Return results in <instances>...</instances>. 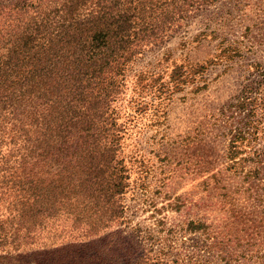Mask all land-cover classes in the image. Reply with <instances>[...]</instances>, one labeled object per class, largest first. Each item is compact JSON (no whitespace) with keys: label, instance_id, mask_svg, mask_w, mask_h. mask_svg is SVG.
<instances>
[{"label":"trees","instance_id":"trees-1","mask_svg":"<svg viewBox=\"0 0 264 264\" xmlns=\"http://www.w3.org/2000/svg\"><path fill=\"white\" fill-rule=\"evenodd\" d=\"M213 1L0 0V264H264V239L227 251L192 219L178 228L158 220L163 235L140 232L121 201L126 81L135 77L140 91L128 101L139 110L146 97L195 85L208 64L242 57L219 45L162 82L150 70L130 72ZM243 66L237 92L211 113L224 141L219 174L253 191L264 217V65ZM177 233L186 235L178 244Z\"/></svg>","mask_w":264,"mask_h":264},{"label":"rangeland","instance_id":"rangeland-1","mask_svg":"<svg viewBox=\"0 0 264 264\" xmlns=\"http://www.w3.org/2000/svg\"><path fill=\"white\" fill-rule=\"evenodd\" d=\"M219 45L238 47L242 57L208 64L195 82L199 89L190 83L168 90L166 98L146 97L149 104L137 110L128 100L140 90L134 76L126 81L118 102L129 114L119 117L128 126L120 140L127 182L121 201L130 227L140 232L163 235L158 220L176 228L199 220L216 234L210 240L240 252L263 241L264 217L253 191L237 190L239 179L219 174L224 141L211 113L237 92L245 63L264 65V0H215L198 7L167 41L138 57L130 72L150 70L162 82L174 65L202 64ZM212 173L223 179L215 182ZM185 237L177 233L174 241Z\"/></svg>","mask_w":264,"mask_h":264}]
</instances>
